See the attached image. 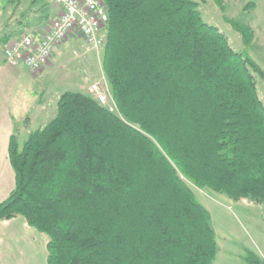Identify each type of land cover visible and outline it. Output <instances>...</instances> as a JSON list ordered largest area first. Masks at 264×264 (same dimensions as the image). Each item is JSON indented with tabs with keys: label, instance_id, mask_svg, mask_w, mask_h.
<instances>
[{
	"label": "trees",
	"instance_id": "16d2710c",
	"mask_svg": "<svg viewBox=\"0 0 264 264\" xmlns=\"http://www.w3.org/2000/svg\"><path fill=\"white\" fill-rule=\"evenodd\" d=\"M103 1L101 66L118 114L65 90L21 143L14 130L0 220L44 232L47 264H215L210 213L182 176L264 200V70L196 0ZM224 20L250 45V25ZM242 259L264 264L248 249Z\"/></svg>",
	"mask_w": 264,
	"mask_h": 264
},
{
	"label": "rangeland",
	"instance_id": "374dc122",
	"mask_svg": "<svg viewBox=\"0 0 264 264\" xmlns=\"http://www.w3.org/2000/svg\"><path fill=\"white\" fill-rule=\"evenodd\" d=\"M3 1L0 0V4ZM196 1L202 18L222 31L234 49L244 50L264 70V0H223V11L212 0ZM30 2L25 1L20 5V8L25 9V13L32 8ZM250 2L253 5H248ZM224 16L238 19L251 26L253 40L250 45L244 46L240 34L225 22ZM57 47L59 52L55 51L52 58L56 75L50 77L44 87L45 96L49 95L51 100H55L50 105L52 109L50 116L55 111L59 91L83 90L89 93V85L95 80L100 81L108 92L109 103H112L110 87L101 66L102 48L98 52L91 51L76 37L68 38ZM256 79L257 92L264 105V80L258 76ZM44 83L41 81V85ZM35 89H38L37 85ZM113 112L118 114L116 106ZM24 135L19 137L20 141L24 139ZM182 178L196 198L211 211L213 218L211 223L214 231L216 230L215 237L218 242L215 264H247L242 259L245 250H251L257 255L260 250H264V239L261 236L264 231V204L259 208L256 202L260 201L248 197H240L238 201L225 203L219 198L226 196L224 193L209 187H198L189 179L183 176Z\"/></svg>",
	"mask_w": 264,
	"mask_h": 264
},
{
	"label": "crops",
	"instance_id": "0c3cea01",
	"mask_svg": "<svg viewBox=\"0 0 264 264\" xmlns=\"http://www.w3.org/2000/svg\"><path fill=\"white\" fill-rule=\"evenodd\" d=\"M25 1H31L32 4L31 10H26V13L25 9L20 8ZM56 10L57 7L46 0H4L0 4V201L8 195L15 181L8 158L12 132L17 130V138L21 143L19 137L23 134L26 137L37 124L45 122L52 112L50 105L55 100H51L49 95L45 96L44 87L49 78L56 75L52 58L55 51L59 52L56 46L49 62L35 74L23 63L14 65L7 62L2 43L19 34L25 25L46 24ZM41 81L45 83L41 85ZM35 85L38 89H35ZM219 198L225 203L238 201L227 196ZM256 204L260 208L264 200ZM208 211L212 221L211 211ZM261 236L264 239V231ZM47 241L48 236L28 225L21 215L0 220V264H47ZM259 256L264 259L263 249L259 251Z\"/></svg>",
	"mask_w": 264,
	"mask_h": 264
},
{
	"label": "built area",
	"instance_id": "2783aa9c",
	"mask_svg": "<svg viewBox=\"0 0 264 264\" xmlns=\"http://www.w3.org/2000/svg\"><path fill=\"white\" fill-rule=\"evenodd\" d=\"M57 7L46 24L25 25L19 34L2 43L4 58L11 64H25L37 74L48 63L56 46L68 38L82 40L87 49L98 52L105 42L107 21L103 0H46ZM89 91L101 104L113 110L108 92L99 80L90 83Z\"/></svg>",
	"mask_w": 264,
	"mask_h": 264
}]
</instances>
